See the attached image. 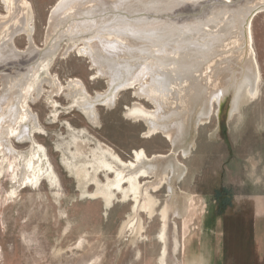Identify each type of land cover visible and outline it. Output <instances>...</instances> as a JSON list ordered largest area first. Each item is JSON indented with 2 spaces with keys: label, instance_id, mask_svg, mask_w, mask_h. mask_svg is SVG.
Here are the masks:
<instances>
[{
  "label": "bare ground",
  "instance_id": "bare-ground-1",
  "mask_svg": "<svg viewBox=\"0 0 264 264\" xmlns=\"http://www.w3.org/2000/svg\"><path fill=\"white\" fill-rule=\"evenodd\" d=\"M0 2L6 10L0 13V176L9 173L16 185L11 195L41 189L44 180L58 186L44 148L36 141V133L44 129L30 100L47 94V104L58 113V98L66 96L75 111L99 125L98 104L113 106L121 91L133 92L136 101L126 116L145 125L146 138L167 140L169 155L149 157L141 150L125 162L107 145L98 142L94 147L90 133L83 130L86 136L74 137L75 151H69L71 158L64 154L63 160L83 195L100 196L107 205L123 195L134 201L137 211L152 215L157 204L152 194L168 187L170 200L161 212L159 236L160 263L166 264L170 210L187 227L193 204L190 195L180 196L174 189L175 181L186 174L178 151L185 158L190 155L194 131L208 124L215 103L220 116L230 92L234 96L229 117L257 96L260 69L253 23L256 14L264 13V0H59L48 17L43 46L35 40L29 0ZM19 36L25 40L24 49L17 46ZM73 52L90 61L99 74L94 79L108 82L106 91L93 96L81 80L64 84L52 74L57 55ZM14 137L31 139L32 149L18 150ZM153 178L154 184L142 182ZM93 185L96 191L90 194L87 189ZM189 241H184V252Z\"/></svg>",
  "mask_w": 264,
  "mask_h": 264
},
{
  "label": "rangeland",
  "instance_id": "rangeland-1",
  "mask_svg": "<svg viewBox=\"0 0 264 264\" xmlns=\"http://www.w3.org/2000/svg\"><path fill=\"white\" fill-rule=\"evenodd\" d=\"M58 1L29 0L36 22L35 40L40 46L45 43L48 17ZM5 12L0 2V13ZM253 38L260 69L257 96L229 117L234 96L230 92L220 116L215 103L208 124L194 131L192 140L189 139L194 141L190 155L185 158L182 150L178 151L177 158L186 167V174L175 181L174 189L180 196L182 192L190 195L193 204L187 227L184 219L170 210L166 264H196L215 256L222 240V232L218 231L222 214L228 208H248L256 201H264L263 12L255 16ZM17 46L25 48L21 36ZM63 48H67L66 41ZM50 70L64 84L72 79L81 80L93 96L108 88L106 80L94 79L99 74L90 61L75 52L67 56L59 53ZM1 95L0 83V98ZM118 96L113 106L98 104L99 125L83 111H75L66 96L58 98V113L47 104V94L29 101L44 129L36 133V141L44 148L58 186L44 180L41 189L31 187L13 197L16 185L9 173L0 176V264H161V212L170 200L168 187L165 185L152 194L157 201L152 215L137 211L134 201L123 195H116L107 205L100 196L83 195L76 176L63 160L64 154L71 158L69 151H75L74 137L86 136L81 134L83 130L90 133L94 147L98 142L107 145L125 162L133 160L134 153L141 150L149 157L170 154L172 147L167 140L162 136L146 138L145 125L126 116L127 108L136 101L134 93L124 90ZM145 106L151 109L149 104ZM31 138L35 139V135ZM13 144L28 153L33 143L31 139L14 137ZM142 182L154 184L155 178ZM87 190L93 194L96 186ZM185 239L190 241L184 252Z\"/></svg>",
  "mask_w": 264,
  "mask_h": 264
},
{
  "label": "crops",
  "instance_id": "crops-1",
  "mask_svg": "<svg viewBox=\"0 0 264 264\" xmlns=\"http://www.w3.org/2000/svg\"><path fill=\"white\" fill-rule=\"evenodd\" d=\"M222 215L218 254L196 264H264V201L248 208H228Z\"/></svg>",
  "mask_w": 264,
  "mask_h": 264
}]
</instances>
